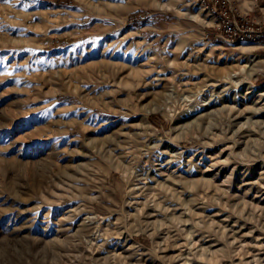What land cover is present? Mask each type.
I'll list each match as a JSON object with an SVG mask.
<instances>
[{
  "label": "rangeland",
  "instance_id": "374dc122",
  "mask_svg": "<svg viewBox=\"0 0 264 264\" xmlns=\"http://www.w3.org/2000/svg\"><path fill=\"white\" fill-rule=\"evenodd\" d=\"M212 2L0 0V264H264V49Z\"/></svg>",
  "mask_w": 264,
  "mask_h": 264
},
{
  "label": "built area",
  "instance_id": "2783aa9c",
  "mask_svg": "<svg viewBox=\"0 0 264 264\" xmlns=\"http://www.w3.org/2000/svg\"><path fill=\"white\" fill-rule=\"evenodd\" d=\"M211 4L219 31L214 35L224 37L229 43L251 41L264 49V23L254 22L248 15L235 11L231 0H213Z\"/></svg>",
  "mask_w": 264,
  "mask_h": 264
},
{
  "label": "bare ground",
  "instance_id": "6f19581e",
  "mask_svg": "<svg viewBox=\"0 0 264 264\" xmlns=\"http://www.w3.org/2000/svg\"><path fill=\"white\" fill-rule=\"evenodd\" d=\"M243 42H245V41H243ZM250 43V42H249ZM247 65V64H246ZM261 94H263V93H261ZM92 217V216H91ZM86 218V217H85ZM80 221V220H79ZM85 221H88V220H84V222ZM93 221V220H92ZM92 221H89V222H92ZM81 222H83V221H81ZM80 223V222H79ZM86 223V222H85ZM83 224V223H82ZM79 225V224H78ZM82 227H83V225H81ZM99 226V225H98ZM85 227V226H84ZM88 227V226H87ZM90 227V226H89ZM78 228H80V227H78ZM82 229V228H81ZM95 229H96V227H95ZM99 231V230H98Z\"/></svg>",
  "mask_w": 264,
  "mask_h": 264
}]
</instances>
